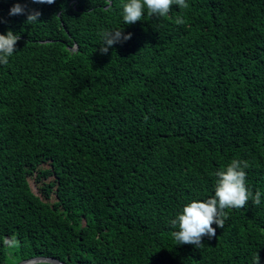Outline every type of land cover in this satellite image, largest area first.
I'll use <instances>...</instances> for the list:
<instances>
[{
  "label": "trees",
  "instance_id": "trees-1",
  "mask_svg": "<svg viewBox=\"0 0 264 264\" xmlns=\"http://www.w3.org/2000/svg\"><path fill=\"white\" fill-rule=\"evenodd\" d=\"M127 2L0 0V35H20L0 65V264H264V0L125 25ZM17 3L38 23L9 16ZM118 29L131 39L101 54ZM233 159L261 204L177 245L171 220Z\"/></svg>",
  "mask_w": 264,
  "mask_h": 264
},
{
  "label": "clouds",
  "instance_id": "clouds-1",
  "mask_svg": "<svg viewBox=\"0 0 264 264\" xmlns=\"http://www.w3.org/2000/svg\"><path fill=\"white\" fill-rule=\"evenodd\" d=\"M56 0H32L33 4L52 5ZM175 5L178 8H187L186 0H128L122 8V19L125 25L141 21L145 9L149 16L164 17ZM25 15L26 23H38L42 13L36 9L27 10L25 5L14 4L9 10V16ZM177 24H183L182 17H178ZM103 46L99 48L101 54H107L115 44L131 39V33L125 35L122 30L105 31L102 33ZM20 40L18 33L9 30L6 35H0V65H7L9 58L16 52V45ZM249 163L245 160L233 159L226 168L215 172L216 184L214 195L204 201L193 200L185 205L181 214L171 220V226L178 231L171 233L177 245H192L200 248L202 239L216 238V229L222 228L226 218L225 209H242L251 199L255 206L261 204V193L255 194L246 187V169ZM215 225L216 227H213ZM4 244L15 248L18 244L13 237L5 238Z\"/></svg>",
  "mask_w": 264,
  "mask_h": 264
},
{
  "label": "water",
  "instance_id": "water-1",
  "mask_svg": "<svg viewBox=\"0 0 264 264\" xmlns=\"http://www.w3.org/2000/svg\"><path fill=\"white\" fill-rule=\"evenodd\" d=\"M37 263H51V264H64L59 260L51 257H37L21 262L20 264H37Z\"/></svg>",
  "mask_w": 264,
  "mask_h": 264
}]
</instances>
